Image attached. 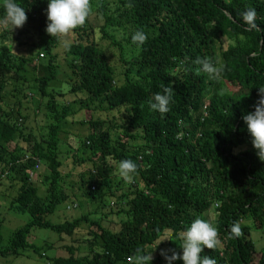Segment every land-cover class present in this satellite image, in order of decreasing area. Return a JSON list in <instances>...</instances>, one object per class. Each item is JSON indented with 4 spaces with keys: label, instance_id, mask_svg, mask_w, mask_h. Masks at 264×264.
Wrapping results in <instances>:
<instances>
[{
    "label": "trees",
    "instance_id": "trees-1",
    "mask_svg": "<svg viewBox=\"0 0 264 264\" xmlns=\"http://www.w3.org/2000/svg\"><path fill=\"white\" fill-rule=\"evenodd\" d=\"M15 2L25 9L19 33L30 48L16 56L4 42L14 28L3 22L0 1V185L8 183L1 195L10 208L30 218L1 253L38 252L27 242L37 227L84 235L86 253L75 254L79 244L63 245L67 256L49 264H130L137 248L153 251L151 264H165L160 249L179 254L178 234L213 207L220 243L200 255L216 264H264V245L257 249L251 237L252 228L264 232V161L242 120L264 87V0H89L85 23L67 34L68 51L45 32L47 0ZM247 8L257 13L252 30L240 15ZM136 30L146 35L139 46L131 40ZM204 57L223 64L218 80L199 70L195 61ZM31 63H41L43 73L28 79ZM165 87L172 89L169 110H150L147 101ZM71 123L86 126L70 133L81 141L77 147L60 136ZM121 159H131L137 175L114 195L111 178ZM66 168L76 173V201L108 195L109 205H120L117 228L91 213L48 219L60 203L64 210L76 205L63 186ZM235 221L239 237L229 233ZM165 236L172 241L156 248Z\"/></svg>",
    "mask_w": 264,
    "mask_h": 264
},
{
    "label": "clouds",
    "instance_id": "clouds-1",
    "mask_svg": "<svg viewBox=\"0 0 264 264\" xmlns=\"http://www.w3.org/2000/svg\"><path fill=\"white\" fill-rule=\"evenodd\" d=\"M3 8L5 13L3 22L10 25L12 29L22 27L26 22L25 9L15 0H4ZM89 13V0H47L45 32L51 37L58 38L62 51H68L71 43L67 39V34L77 26L83 25ZM240 15L246 30L257 28V13L254 8H247ZM145 39L146 35L140 30H136L131 35L132 42L137 46L143 44ZM195 63L200 66L201 72L208 75L210 80H218L223 72V64L219 59L197 58ZM171 93L172 89L168 87H165L162 93H155L147 101L149 109L161 114L166 113L169 110ZM258 94L259 100L254 105V110L243 114L242 120L251 137V144L256 150L258 159L264 161V87H258ZM113 175L125 184L133 183L137 175V165L131 159H121L115 162ZM229 233L233 237L240 236L239 221L230 225ZM176 238L180 242L179 254L174 249H160V255L165 264H173L177 259L182 261V264H216V261L209 256L200 255L204 248L214 249L220 243L216 228L207 220L198 217L193 219ZM165 240L172 241L165 236L160 239L156 248ZM152 253L153 251L148 253L142 248H137L130 258V264H151Z\"/></svg>",
    "mask_w": 264,
    "mask_h": 264
},
{
    "label": "rangeland",
    "instance_id": "rangeland-1",
    "mask_svg": "<svg viewBox=\"0 0 264 264\" xmlns=\"http://www.w3.org/2000/svg\"><path fill=\"white\" fill-rule=\"evenodd\" d=\"M1 2L3 0H0ZM2 27L0 26V34H3L1 31ZM20 28H14V34L11 33L9 37H5V43L10 44L13 48V53L16 56L20 55H27L29 54L28 49L30 48V45L26 43L28 39H26L25 34L19 33ZM18 33V34H17ZM26 41V42H24ZM59 48V46H57ZM56 48V49H57ZM56 49L53 50V52L56 51ZM33 54L36 53V50L32 52ZM62 53V51H61ZM42 58L41 56L38 57V60ZM64 58V57H63ZM44 62L46 59L43 60ZM59 63L62 66L63 65V59L62 57L59 58ZM37 63V62H36ZM35 63H31L28 66V70L26 72V76L28 79H32V74L34 75H40L43 73V67L41 63H39L36 66H33ZM35 69V70H34ZM61 75L58 76V81H61ZM61 84L59 82H56L54 84V87L58 88ZM61 87V86H60ZM11 89L10 87H8ZM8 97L11 96L10 91L7 95ZM65 98H67L66 95H64ZM29 108L27 111H32L33 106L29 103ZM94 116H97V114H93ZM35 117V116H34ZM38 119V118H37ZM34 128H37L39 125V122L32 121ZM69 131H66L68 128H70ZM66 130L60 132L61 139L65 144L74 142V146L77 147L81 141H73L70 133L79 135L80 133H84L86 130V126H82L81 124L71 123L66 125ZM84 130V131H83ZM68 148L67 145H64V150ZM65 162V160L63 159ZM44 168V166H43ZM43 168H40L43 173ZM88 168V166H85V169ZM64 173V181L63 186L67 187L68 189H71V195L69 198L70 200H73V203L76 202L75 206L70 207L67 210H64L65 203H60L56 207V212L53 215H50L48 219L53 221L54 223H58L66 220H71L73 218H76L80 216L82 213H91L93 218H98L101 216L103 220L104 226L117 228L116 221H118L119 217L116 214V211L120 208V205L117 202H113V204L109 205L111 203L112 198L108 195H104L101 199L97 196V198L93 200H85L83 197L76 201L75 194H80L81 191L78 190L76 187V183L74 182L76 179V173H73L71 171H68V168L62 170ZM71 172V173H69ZM36 177H33L35 180ZM36 185L40 190L43 192L44 186L39 182V178H36ZM111 186H112V192L114 195H120L121 191H125L128 186V184H125L122 180H118L114 175H112L111 178ZM8 183L5 182L4 184L0 185V249H3L4 247L8 246L9 239L11 234L14 230L17 228L25 225L29 221V215L27 213L23 212H17L14 211V209L10 208V198L5 197V194L1 195V193H8ZM115 187H119L116 189ZM75 188V189H74ZM14 190H12V193ZM102 192V191H101ZM81 196H78L80 198ZM84 201V202H83ZM102 201V207L100 208ZM83 202V203H82ZM213 208V207H212ZM212 208L206 213V220L214 226V214ZM104 213H106L104 215ZM84 233V231H82ZM251 237L254 240V245L257 249H259L262 245H264V232L262 230H257L252 228L251 229ZM84 238V235L82 234H74L73 236L68 235H59L58 233L47 229V228H37L33 227L30 229L29 235L27 236V242L30 245H33L34 247L38 248V252H34L32 247H26L23 249H20L17 254H6L1 253L0 251V264H49L50 259L57 257V256H67V252L62 248L63 245H74L77 246L80 245V248L75 252L77 253H86V245L80 243V241ZM79 242V243H78ZM80 251V252H79Z\"/></svg>",
    "mask_w": 264,
    "mask_h": 264
}]
</instances>
